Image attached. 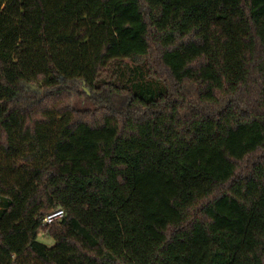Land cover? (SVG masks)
Here are the masks:
<instances>
[{"label":"trees","instance_id":"16d2710c","mask_svg":"<svg viewBox=\"0 0 264 264\" xmlns=\"http://www.w3.org/2000/svg\"><path fill=\"white\" fill-rule=\"evenodd\" d=\"M0 264H264V0H0Z\"/></svg>","mask_w":264,"mask_h":264},{"label":"rangeland","instance_id":"374dc122","mask_svg":"<svg viewBox=\"0 0 264 264\" xmlns=\"http://www.w3.org/2000/svg\"><path fill=\"white\" fill-rule=\"evenodd\" d=\"M24 87L29 92H40L35 87L26 86V85ZM77 108H79L81 110H93V104L89 100L80 97L79 100H77ZM47 226H50V225H47ZM39 240L41 242L47 244L48 246L53 245L52 239L44 236L43 234L40 235Z\"/></svg>","mask_w":264,"mask_h":264},{"label":"built area","instance_id":"2783aa9c","mask_svg":"<svg viewBox=\"0 0 264 264\" xmlns=\"http://www.w3.org/2000/svg\"><path fill=\"white\" fill-rule=\"evenodd\" d=\"M65 216H66L65 211L59 209L54 213L50 214L49 216H47L44 223L45 225H52L53 223L62 220Z\"/></svg>","mask_w":264,"mask_h":264}]
</instances>
